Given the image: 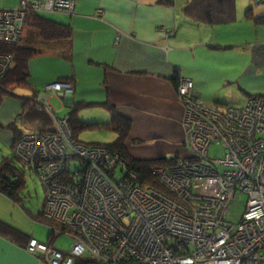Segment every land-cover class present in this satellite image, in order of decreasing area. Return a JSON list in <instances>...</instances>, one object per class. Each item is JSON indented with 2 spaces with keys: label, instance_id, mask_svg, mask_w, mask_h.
I'll use <instances>...</instances> for the list:
<instances>
[{
  "label": "built area",
  "instance_id": "1",
  "mask_svg": "<svg viewBox=\"0 0 264 264\" xmlns=\"http://www.w3.org/2000/svg\"><path fill=\"white\" fill-rule=\"evenodd\" d=\"M74 9L73 0H19L0 9V44L19 42L27 12ZM12 64L0 53V81ZM73 92L69 81L45 84L35 103L52 118L54 132L25 133L13 145L42 183L52 237L73 238L63 251L30 237L28 254L46 264H264V94L220 109L196 96L191 79L178 78L186 158L153 170L174 200L140 186L118 154L73 137L68 119L47 102L51 94ZM212 145L222 148L221 157L209 156Z\"/></svg>",
  "mask_w": 264,
  "mask_h": 264
},
{
  "label": "crops",
  "instance_id": "2",
  "mask_svg": "<svg viewBox=\"0 0 264 264\" xmlns=\"http://www.w3.org/2000/svg\"><path fill=\"white\" fill-rule=\"evenodd\" d=\"M73 1L72 15L49 13V19L71 27V38L39 50L28 62V83L39 91L47 83L72 81V94H51L47 102L51 97L61 101L67 108L64 117L75 104L88 105L77 114L84 123H109L110 112L104 107L108 103L129 122L125 146L134 159L186 157L178 78L191 79L196 96L220 109L243 106L249 96L264 94V25L256 22L264 16V4L251 0ZM18 3L0 0V9L16 8ZM249 79L257 83L250 87ZM20 109L18 100L3 99L0 125L15 120ZM0 141L11 148L13 136L0 128ZM35 216L0 193V221L36 239L31 226L40 222ZM56 238L51 234L46 242ZM0 264L46 262L0 236Z\"/></svg>",
  "mask_w": 264,
  "mask_h": 264
},
{
  "label": "trees",
  "instance_id": "3",
  "mask_svg": "<svg viewBox=\"0 0 264 264\" xmlns=\"http://www.w3.org/2000/svg\"><path fill=\"white\" fill-rule=\"evenodd\" d=\"M256 22L259 25H264V16L259 18ZM71 36L72 29L69 25L57 23L42 16V14L30 13L27 15L24 32L20 42L13 46L0 45V53L10 55L13 58L12 67L0 81V104L2 100L8 96H15L21 104V115L19 119L10 122L6 127L0 125V128L10 132L13 136L11 152H13L14 143L25 133L48 134L54 132L51 117L35 103V98L39 95L41 90L37 91L28 83V62L39 54L40 49H46L43 47H49L57 43L68 41ZM64 81L72 83L70 80ZM175 85L177 89V82ZM15 90H29L30 95H28V97H21L14 93ZM251 97L253 96H249V98ZM87 106L88 105L81 103L75 104L66 116L73 137L83 144L101 145L104 146L108 152L118 154L126 161L129 170L137 175L140 186L153 188L168 196H173L160 184L153 170L157 167L173 166L177 163L179 157L152 160H138L132 158L127 153L125 146V140L129 131V122L121 118L108 103H105L104 107L110 112L109 123H84L80 121L77 114L80 109ZM18 121H21L27 126V132L19 128ZM97 130L114 132L117 135L116 140L112 143L100 144L85 143L79 138L83 132ZM16 163H19L21 167H17ZM25 170L26 168L14 154L9 157H3L0 161V193L18 205L21 203L20 197L22 191L25 189ZM35 220L47 226L50 237L51 228L43 217V208L36 214ZM0 236L5 237L13 243L24 246V248L30 238L2 221H0Z\"/></svg>",
  "mask_w": 264,
  "mask_h": 264
},
{
  "label": "rangeland",
  "instance_id": "4",
  "mask_svg": "<svg viewBox=\"0 0 264 264\" xmlns=\"http://www.w3.org/2000/svg\"><path fill=\"white\" fill-rule=\"evenodd\" d=\"M251 1L255 4H257L253 0H251ZM30 13L31 12H27L26 18H27V15ZM42 16L50 18V16H52V15L49 13H43ZM24 27H25V23L23 26V31H24ZM8 46H11V45H8ZM248 81H249L250 87H252L253 85H255L257 83V80H255V79H249ZM21 92H22V90H15L14 93L16 95H19V96L20 95H26V96L30 95L28 92H22V93ZM8 98H11L13 100L16 99L15 96L14 97L8 96ZM16 100H18V99H16ZM48 104L52 108L54 113L56 115H58L57 117H64L66 115L67 108L65 106H63V103L61 101L57 100L55 97L49 98ZM239 107H241V106H239ZM20 115H21V112H19V115L16 116L15 120H18ZM51 120H52V118H51ZM12 121H14V120H12ZM52 122H53V120H52ZM18 126H19V128H21L25 131L27 130V126H25L21 121H18ZM115 138H116V136H114L110 131L109 132L108 131H94V132H86V133L82 134L80 139L84 142H87V143H89V142L108 143L111 141L113 142ZM12 154H13V152H11V148L9 146H7V144L5 142L0 141V161L2 160L3 157H9ZM222 155H223V150L220 146H217V145L211 146V148L209 150V156L211 158L221 157ZM75 164H76V162L73 161L72 167ZM16 166L19 168L21 167V165L19 163H16ZM117 174H119V169H117ZM24 177H25V181H24L25 182V189L22 191V194L20 197L21 198L20 206L23 207L24 210H28V212H31V213L36 215L43 208L44 189H43L42 183H41L40 179L38 178V176L34 172H32L31 170H28V168H26V170H25ZM31 228H32V232H34V237L38 241H42V242L47 241L48 236L50 234L47 226H45L41 223L34 222L31 226ZM29 234H30V232H29ZM72 243H73V238L67 234H63V235H61L58 238L53 240L54 247L57 249H61L63 251L68 250Z\"/></svg>",
  "mask_w": 264,
  "mask_h": 264
},
{
  "label": "bare ground",
  "instance_id": "5",
  "mask_svg": "<svg viewBox=\"0 0 264 264\" xmlns=\"http://www.w3.org/2000/svg\"><path fill=\"white\" fill-rule=\"evenodd\" d=\"M261 95H263V94H261ZM179 159H183V157L182 158H179ZM116 172H117V169H116ZM119 172H120V170H119ZM139 184V183H138ZM162 185V184H161ZM163 186V185H162ZM164 187V186H163ZM165 188V187H164ZM166 189V188H165ZM158 191V190H157ZM158 192H160V191H158ZM162 193V192H161ZM169 197H171L172 199H174V200H176V198L174 197V196H169ZM175 202H177V201H175Z\"/></svg>",
  "mask_w": 264,
  "mask_h": 264
},
{
  "label": "flooded vegetation",
  "instance_id": "6",
  "mask_svg": "<svg viewBox=\"0 0 264 264\" xmlns=\"http://www.w3.org/2000/svg\"><path fill=\"white\" fill-rule=\"evenodd\" d=\"M259 4H264V2H261V3H259Z\"/></svg>",
  "mask_w": 264,
  "mask_h": 264
}]
</instances>
